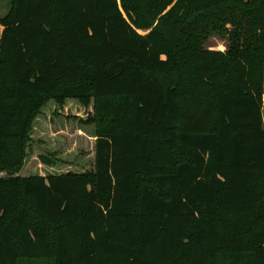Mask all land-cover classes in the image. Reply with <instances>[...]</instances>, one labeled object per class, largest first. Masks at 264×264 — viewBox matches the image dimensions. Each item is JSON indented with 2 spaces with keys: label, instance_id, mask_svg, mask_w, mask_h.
<instances>
[{
  "label": "trees",
  "instance_id": "obj_1",
  "mask_svg": "<svg viewBox=\"0 0 264 264\" xmlns=\"http://www.w3.org/2000/svg\"><path fill=\"white\" fill-rule=\"evenodd\" d=\"M12 3L0 264H264V0ZM69 101L100 124L95 170L52 153L28 174L36 121Z\"/></svg>",
  "mask_w": 264,
  "mask_h": 264
},
{
  "label": "rangeland",
  "instance_id": "obj_2",
  "mask_svg": "<svg viewBox=\"0 0 264 264\" xmlns=\"http://www.w3.org/2000/svg\"><path fill=\"white\" fill-rule=\"evenodd\" d=\"M12 6V0H0V18L5 17ZM209 34L205 43L207 50L227 51L230 45L229 35L225 36L216 31H210ZM63 87L64 84L60 89ZM89 112L91 111L74 101H69L63 109H56L55 104L51 103L43 110L42 116L35 123L33 141L25 164L28 174H49L38 157L41 154L51 156L52 153L56 154L58 164L51 172L95 170L97 130L100 124L97 121L92 125L85 123ZM196 260L192 258L190 262Z\"/></svg>",
  "mask_w": 264,
  "mask_h": 264
},
{
  "label": "crops",
  "instance_id": "obj_3",
  "mask_svg": "<svg viewBox=\"0 0 264 264\" xmlns=\"http://www.w3.org/2000/svg\"><path fill=\"white\" fill-rule=\"evenodd\" d=\"M263 121H264V107H263Z\"/></svg>",
  "mask_w": 264,
  "mask_h": 264
}]
</instances>
